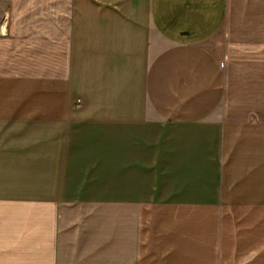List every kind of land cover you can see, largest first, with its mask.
Wrapping results in <instances>:
<instances>
[{
  "label": "crops",
  "instance_id": "obj_1",
  "mask_svg": "<svg viewBox=\"0 0 264 264\" xmlns=\"http://www.w3.org/2000/svg\"><path fill=\"white\" fill-rule=\"evenodd\" d=\"M0 264H264V0H0Z\"/></svg>",
  "mask_w": 264,
  "mask_h": 264
},
{
  "label": "water",
  "instance_id": "obj_2",
  "mask_svg": "<svg viewBox=\"0 0 264 264\" xmlns=\"http://www.w3.org/2000/svg\"><path fill=\"white\" fill-rule=\"evenodd\" d=\"M5 32H6V22L4 20L3 23L0 26V35H4Z\"/></svg>",
  "mask_w": 264,
  "mask_h": 264
}]
</instances>
